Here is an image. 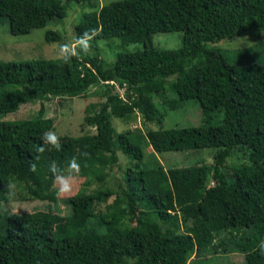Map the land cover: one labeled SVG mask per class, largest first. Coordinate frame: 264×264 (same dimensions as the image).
<instances>
[{"label": "trees", "instance_id": "trees-1", "mask_svg": "<svg viewBox=\"0 0 264 264\" xmlns=\"http://www.w3.org/2000/svg\"><path fill=\"white\" fill-rule=\"evenodd\" d=\"M73 1L94 5L0 0V18L12 34L26 35L61 22ZM74 29L78 50L85 33L86 49L99 40L143 49L108 62L79 54L49 29L46 41L71 49L68 60L64 50L54 59L0 62V264H188L192 256L230 254L243 256L234 264H264V62L231 61L219 43L264 32V0H120L92 6ZM169 32L183 33L182 47L156 49L154 35ZM101 86L106 101L87 108L81 124L89 131L57 136L59 148L42 140L55 130L47 101L87 98ZM190 100L201 106L197 126L120 133L112 123L134 114L161 122ZM37 103L29 119H4ZM199 150L211 163L166 170L152 161L154 153ZM239 152L250 164L231 165ZM73 158L79 172L71 176L85 181L62 200L66 215L54 211L59 202L48 212H2L13 184L23 200L51 189L37 162Z\"/></svg>", "mask_w": 264, "mask_h": 264}, {"label": "rangeland", "instance_id": "rangeland-1", "mask_svg": "<svg viewBox=\"0 0 264 264\" xmlns=\"http://www.w3.org/2000/svg\"><path fill=\"white\" fill-rule=\"evenodd\" d=\"M120 0H97L94 1V5L87 4L88 8L84 9L82 4L77 1H73L69 6L68 16L52 26L45 28H39L32 30L26 35H14L10 31L9 22L5 18H0V62H20L30 59H54L61 57L64 53V49L61 48L60 43H48L46 41V33L49 29L58 31L63 36V41L72 50L79 52L83 55H92L99 53L102 58L108 62H113L115 55L120 52H133L142 50L141 44H130L124 45L120 41L109 45L107 41L99 40L98 48H88L84 50H78L77 43H73L74 40V28L80 22L82 16L91 11L92 6H104ZM66 39H68L66 41ZM154 45L158 50H177L183 45V33L182 32H169V33H158L153 38ZM223 47L224 55L234 62H245L249 60H256L264 62V32L260 35H251L245 37H236L233 39L222 40L219 42ZM104 87H92L88 91V97H75L72 100L73 105L70 102H65L66 99L51 98L47 101L44 106L46 108V117L54 119V132L58 137L64 136H77L82 133V130L87 131L88 128L83 129L82 123H84V116L87 114V108L94 105L97 106L95 109H99V104L106 101L103 95ZM116 92L121 96H124L123 90L117 88ZM64 104V106L62 105ZM40 109V103L26 104L23 105L19 111L10 113L4 117L5 120H22L29 119L36 115ZM204 118V117H203ZM3 119V120H4ZM129 121V122H128ZM202 122V110L201 106L196 100L188 101L180 110V113L172 112L163 121L154 122L152 124L145 123L139 114H134L128 118L118 119L113 117L112 123L114 128L118 129V132H123L128 128H133L137 131L158 130L161 127L164 129H181L187 127L197 126ZM89 131V129H88ZM94 131V129H91ZM236 158H232L233 163L231 165L250 164L247 153L239 152ZM204 163L205 161L209 164L211 160L206 157V151H189V152H164L154 153L152 161L161 163L164 168H183L194 165L198 161ZM208 160V161H207ZM53 161H40L35 165V169L42 179H53V185L50 190L41 193L40 197L36 200H23L19 197V192L16 185H11V193H13L10 201L2 202V212L4 213H32L36 211L48 212L49 207H55L56 202L58 203V209L55 212L62 216L68 213V208L62 203V200L75 195L81 190V184L85 181V178L77 176H70L69 181L71 184V190L67 192L59 191L60 185L53 174L49 171V165ZM56 164L63 169L65 175H68L69 169L66 165L67 161L57 160L54 161ZM230 181L234 180V176L229 172V168L225 169ZM120 174L117 173V176ZM108 187L113 188V185ZM9 191V194H10ZM92 194L95 193V189L92 187ZM12 197V196H10ZM114 197L110 200L112 203ZM105 209V206L100 207ZM133 226L129 221L125 222V228ZM192 256L188 264H234L243 260V256L238 255H224L216 256L212 259L210 257ZM209 258V259H208ZM211 259V261H209Z\"/></svg>", "mask_w": 264, "mask_h": 264}, {"label": "clouds", "instance_id": "clouds-1", "mask_svg": "<svg viewBox=\"0 0 264 264\" xmlns=\"http://www.w3.org/2000/svg\"><path fill=\"white\" fill-rule=\"evenodd\" d=\"M85 37H87V33H85L84 36L79 39V43L81 47L84 49H86L88 45V41ZM61 48L65 50V55L63 58L65 60H68V52H70L71 49L67 48L66 45H61ZM42 140L47 141L49 144L55 146L56 148L60 147V141L54 131L49 130L45 132L42 136ZM67 167L72 171H69L68 175H65L63 169H61L56 164V162L53 161L49 165V171L53 174L54 178L59 182L60 185L59 191H63V192H67L71 190L69 177L72 175L73 172H79V165L76 162L75 158H73L71 161L68 162Z\"/></svg>", "mask_w": 264, "mask_h": 264}]
</instances>
